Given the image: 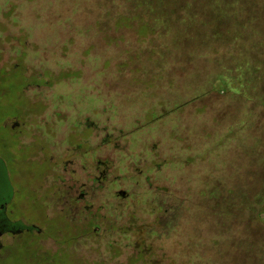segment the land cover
<instances>
[{
	"label": "rangeland",
	"instance_id": "rangeland-1",
	"mask_svg": "<svg viewBox=\"0 0 264 264\" xmlns=\"http://www.w3.org/2000/svg\"><path fill=\"white\" fill-rule=\"evenodd\" d=\"M113 1L0 0V71L21 68L30 79L27 86L0 83V137L7 142L10 134L2 121L21 113L22 123L36 134L50 132L46 143L54 142L43 159L50 158L51 171L37 161L23 164L22 177L19 169L15 201L34 217L43 174L48 171L44 184L52 186L60 174H98L102 160L111 176L96 187L95 209L105 223L93 238L95 258L105 264H254L264 227L238 205L260 179L243 139L245 125L251 140L264 139V112H251L249 121L241 116V106L253 107L257 96L243 91L240 100L205 87L217 62L208 70L185 53L180 69L169 61L161 75L151 51L164 40L140 35L135 23L119 27L127 4ZM206 19L198 16L203 32L213 24ZM201 40L207 55L220 50L215 40ZM196 70L198 76H190ZM36 76L43 83H33ZM6 151L0 148L1 155ZM112 181L128 196L110 199V208ZM228 201L238 203L229 215ZM12 264L28 262L17 257Z\"/></svg>",
	"mask_w": 264,
	"mask_h": 264
},
{
	"label": "trees",
	"instance_id": "trees-1",
	"mask_svg": "<svg viewBox=\"0 0 264 264\" xmlns=\"http://www.w3.org/2000/svg\"><path fill=\"white\" fill-rule=\"evenodd\" d=\"M122 1L127 6L119 19V27H129L135 23L140 35L148 34L164 40L158 49L151 51L161 75L169 69V61L174 62L176 69L182 67V53H185L190 62L203 64L208 70L212 67L210 63L217 62L215 72L207 74L205 87L210 86L211 90L222 94L231 93L241 98L240 100L244 99L243 91L255 94L257 101L253 107L248 108L245 104L241 106V116L248 121L251 112L257 109L264 112V106H261L264 101V29H261L264 28V0H140L137 5L128 3L130 0ZM180 1L183 2L180 6L175 3ZM199 2L205 9L198 7ZM202 12L204 18L207 17L206 20L213 21L205 32L198 26V16ZM202 38L207 39L208 43L215 40L220 50L208 55L199 50L204 47ZM191 44L198 49H189ZM21 70L14 68L9 73L0 71V83L6 86L8 83L5 82L10 81L27 86L30 79ZM199 72L196 70L190 76L197 77ZM43 80V76H36L31 81L39 85ZM3 92H7V89H3ZM262 122L264 125V120ZM244 130L246 137L243 143L250 142L247 147L251 150L250 157H257L254 158L257 166L255 172L257 179H260L256 181V188L251 191L254 194L244 192L239 205L237 202L232 204L233 201L226 202L224 214L229 215L228 207L238 205L239 210L248 212L252 223L264 227V156L261 152L264 139L258 136L251 140L249 126L245 125ZM255 252L257 262L254 264H264L263 240L259 241Z\"/></svg>",
	"mask_w": 264,
	"mask_h": 264
},
{
	"label": "flooded vegetation",
	"instance_id": "flooded-vegetation-1",
	"mask_svg": "<svg viewBox=\"0 0 264 264\" xmlns=\"http://www.w3.org/2000/svg\"><path fill=\"white\" fill-rule=\"evenodd\" d=\"M22 117L20 113L2 121L10 134L7 142L0 137V148L7 150L4 153L6 156L0 154V264H12L17 257H22L28 264L30 261V264H55L65 258H72L78 261L77 264H105L107 260L95 258L92 244L93 238L98 239L96 235H100L105 223L95 205L98 200L97 185L110 180L108 163L98 161V174H60L50 187L44 184L47 171L42 176L41 188H34L36 193L41 191L35 200L40 210L35 211L34 217L29 216L23 205L15 201L16 176L20 169L22 177V166L27 161L44 162L51 171L50 158L47 161L43 159L47 157L45 149L54 142L46 143L50 132L36 134L27 122L22 123ZM57 153L60 155L61 151L58 149ZM34 154L44 157L34 160ZM66 163L68 160H63L62 164ZM112 182L106 196L110 208V199L128 196L127 192L118 188L117 182ZM82 244L87 246V251L82 250ZM141 256L138 255V259Z\"/></svg>",
	"mask_w": 264,
	"mask_h": 264
}]
</instances>
